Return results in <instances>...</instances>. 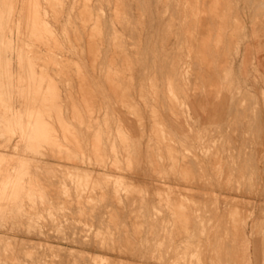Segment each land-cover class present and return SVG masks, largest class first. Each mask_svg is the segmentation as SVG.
I'll list each match as a JSON object with an SVG mask.
<instances>
[{"label":"rangeland","instance_id":"1","mask_svg":"<svg viewBox=\"0 0 264 264\" xmlns=\"http://www.w3.org/2000/svg\"><path fill=\"white\" fill-rule=\"evenodd\" d=\"M263 50L264 0H0V264H249Z\"/></svg>","mask_w":264,"mask_h":264},{"label":"crops","instance_id":"2","mask_svg":"<svg viewBox=\"0 0 264 264\" xmlns=\"http://www.w3.org/2000/svg\"><path fill=\"white\" fill-rule=\"evenodd\" d=\"M257 60V66L260 70L264 78V50L255 56ZM264 89V88H263ZM262 233L264 234V228L262 229ZM249 231H246L245 234H248ZM251 253V258L249 259V264H264V238L262 237H254L251 240V244L247 248Z\"/></svg>","mask_w":264,"mask_h":264},{"label":"bare ground","instance_id":"3","mask_svg":"<svg viewBox=\"0 0 264 264\" xmlns=\"http://www.w3.org/2000/svg\"><path fill=\"white\" fill-rule=\"evenodd\" d=\"M71 2V1H70ZM69 6V5H68ZM103 22V21H102ZM79 26V25H78ZM90 26V25H89ZM212 26V25H211ZM69 28V27H68ZM129 30V29H128ZM126 33V32H125ZM103 35V33H102ZM84 36V35H83ZM102 37V36H101ZM106 37V36H105ZM214 37V36H213ZM216 38V37H214ZM231 38V37H230ZM191 39V38H190ZM193 39V38H192ZM215 40V39H214ZM218 41V40H217ZM96 42V41H95ZM215 42V41H214ZM213 42V43H214ZM220 42V41H219ZM80 44V43H79ZM217 44V43H216ZM190 45V44H189ZM219 45V44H218ZM230 46V45H229ZM105 47V46H104ZM215 47V46H214ZM210 49V48H209ZM140 51V50H139ZM59 53V52H58ZM87 56V55H86ZM201 56V55H200ZM87 58V57H86ZM88 60V59H87ZM170 60V59H169ZM147 69V68H146ZM133 70V69H132ZM89 71V70H88ZM119 71V70H118ZM129 75V74H128ZM113 76V75H112ZM102 77V76H101ZM76 80V79H75ZM86 84V83H85ZM106 84V83H105ZM120 85V84H119ZM138 96V95H137ZM126 98V97H125ZM131 105V104H130ZM79 117V116H78ZM158 117V116H157ZM156 123V122H155ZM141 126V125H140ZM151 127V126H150ZM150 129V128H149ZM152 132V131H151ZM130 134V133H129ZM160 136V135H159ZM166 136V134H165ZM1 138V137H0ZM146 140V139H145ZM92 142V141H91ZM145 142V141H144ZM147 144V143H146ZM146 146V145H145ZM169 146V145H168ZM153 148V147H152ZM164 150V149H163ZM182 151V150H181ZM99 152V151H98ZM147 152V151H146ZM157 153V152H156ZM79 173V172H78ZM82 173V172H81ZM83 174V173H82ZM88 175V174H87ZM95 178V177H94ZM58 179V178H57ZM101 179V178H100ZM90 181V180H89ZM107 181V180H106ZM63 183V182H62ZM79 183V182H78ZM94 183V182H93ZM158 184V183H157ZM101 185V184H100ZM83 186V185H82ZM106 187V186H105ZM58 189V188H57ZM75 189V188H74ZM103 189V188H102ZM60 190V189H59ZM67 190V189H66ZM105 190V189H104ZM69 191V190H68ZM106 191V190H105ZM112 191V190H111ZM174 192V191H173ZM56 193V192H55ZM68 193V192H67ZM112 193V192H111ZM40 194V193H39ZM79 194V193H78ZM92 195V194H91ZM111 195V194H110ZM113 195V194H112ZM66 196V195H65ZM72 196V195H71ZM67 197V196H66ZM173 197V196H172ZM71 198V197H70ZM77 198V197H76ZM94 198V197H93ZM55 199V198H54ZM51 200V199H50ZM58 200V199H57ZM61 200V199H60ZM71 200V199H70ZM72 201V200H71ZM60 203V202H59ZM54 204V203H53ZM50 205V204H49ZM78 205V204H77ZM60 207V204H59ZM65 207V206H64ZM62 207H60L61 209ZM60 211V210H59ZM63 212V211H62ZM61 212V213H62ZM69 213V212H68ZM76 263V262H75Z\"/></svg>","mask_w":264,"mask_h":264}]
</instances>
